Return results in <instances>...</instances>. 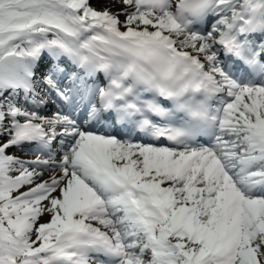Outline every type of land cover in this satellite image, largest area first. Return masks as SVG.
Masks as SVG:
<instances>
[{"label": "snow or ice", "instance_id": "snow-or-ice-1", "mask_svg": "<svg viewBox=\"0 0 264 264\" xmlns=\"http://www.w3.org/2000/svg\"><path fill=\"white\" fill-rule=\"evenodd\" d=\"M0 264H264V0H0Z\"/></svg>", "mask_w": 264, "mask_h": 264}]
</instances>
